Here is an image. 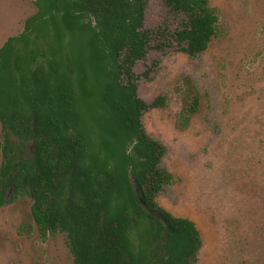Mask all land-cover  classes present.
<instances>
[{
  "label": "trees",
  "instance_id": "1",
  "mask_svg": "<svg viewBox=\"0 0 264 264\" xmlns=\"http://www.w3.org/2000/svg\"><path fill=\"white\" fill-rule=\"evenodd\" d=\"M165 2L182 15L172 39L192 57L205 51L218 10ZM35 3L23 32L0 47V205L29 196L41 237L65 232L73 264H198L196 224L156 200L172 174L165 146L144 129L150 105L134 72L152 37L146 0ZM199 104L187 80L183 126Z\"/></svg>",
  "mask_w": 264,
  "mask_h": 264
},
{
  "label": "rangeland",
  "instance_id": "2",
  "mask_svg": "<svg viewBox=\"0 0 264 264\" xmlns=\"http://www.w3.org/2000/svg\"><path fill=\"white\" fill-rule=\"evenodd\" d=\"M146 2L152 37L134 72L138 95L150 105L144 129L165 146L161 165L172 174L156 200L196 224L198 264H264V0H209L217 30L195 57L172 39L182 15L165 0ZM36 11L35 0H0V47ZM187 80L200 104L183 126ZM158 96L164 104L152 106ZM11 198L0 205V264H73L66 233L43 239L32 199Z\"/></svg>",
  "mask_w": 264,
  "mask_h": 264
}]
</instances>
